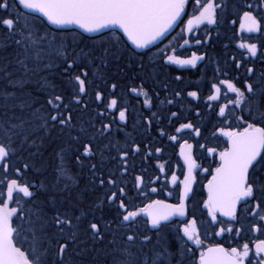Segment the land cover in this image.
<instances>
[{"label": "flooded vegetation", "instance_id": "flooded-vegetation-1", "mask_svg": "<svg viewBox=\"0 0 264 264\" xmlns=\"http://www.w3.org/2000/svg\"><path fill=\"white\" fill-rule=\"evenodd\" d=\"M206 2L207 0H200V4H196L195 0H188L184 13L172 33L142 51L153 52L160 49L164 56L161 55L162 58L156 61L170 62L180 72L178 78L182 87L175 91L180 111L176 107L177 114L170 119L174 131L167 138L171 145L152 143L148 137L145 139L147 143L144 151L136 153L133 147L126 165V183H121L118 147L121 143L133 144L136 139H121L118 136L121 127H129L128 121H119L118 110L106 109V99L99 100L98 119L88 123L98 128L100 134L103 132L105 135L108 131H103V125L111 124L110 129L114 130V136L103 137L101 134L92 140L112 144L113 153H95L94 146L93 155H79L75 164L79 168L80 176L75 179L73 175L72 181H65L70 191L81 193L80 204L68 201L67 217L73 220L74 227L65 226L64 235L60 234L59 226L55 225L52 219L57 213L50 212L53 243L51 253L45 257L48 264H56L58 260L55 256L56 240L62 241L69 233H75V240L69 243L64 257L65 264H121V254L128 257L129 264H199L200 253L208 247L221 246L229 250H242L245 243L251 249L245 264H262L264 253L257 255L255 245L259 240H264V220H261L264 211L257 209L255 205L259 200L261 208L264 209V196L257 192L255 200L248 198L247 203L242 201L239 204L235 217L227 218L216 213L215 220L205 202L208 199V182L215 174V169L221 165L220 153L230 147L229 138L220 130H242L246 127L245 121L264 126V27L260 32H248L240 27L245 11H253L257 18L264 16V0H215L217 22L193 23L191 31H188V21L200 14L201 6ZM248 5H252V8ZM169 40L173 41V49H169ZM242 43L256 44V55L253 56L247 48H242ZM193 53L203 57L195 65L178 64L168 59L169 56L190 59ZM225 80L232 81L242 91L246 90L248 84L252 85L253 91L246 93V104L231 103L236 99V94L221 83ZM213 85L221 87L217 100L209 99L215 92ZM191 92H196L197 96L189 95ZM115 99L118 101V108H127V118H131V108L125 103L130 101V98L122 97V103L118 97ZM139 99L142 100L141 96ZM225 104L228 107L221 115L220 108ZM241 116L243 120L240 119ZM189 123L193 125L192 128L177 131L182 124ZM173 136L176 139H171ZM185 141L192 146L191 155L197 165L193 171L194 185L185 201L186 214L177 215L155 227L151 224L150 217L143 213L134 221L122 222L125 210L118 207L119 200L115 203L108 200V195L113 191L119 195L118 187L125 189L126 195L120 196V199L124 200L128 211L144 208L153 201H164L168 204L180 202L184 192L183 182L188 175V165L181 155V146ZM0 142L6 140L0 137ZM17 154L14 156L12 153L3 162L8 165L7 168L3 163L0 164V203L7 202V184L10 180L16 179L21 184L25 183L21 180L22 166L19 165ZM93 164L96 165L95 169L92 168ZM94 173L97 177L102 175L106 179L109 174H114L111 178L117 180L118 187L107 183L100 185L99 179L93 178ZM173 176L177 177L175 183L172 182ZM137 177L143 178L142 184L137 183ZM255 178L264 180V166H257ZM43 183L42 180L28 183L34 193L32 197H26L19 191L13 194L10 208L18 209L13 217V227L17 229V235L22 229L19 222L24 217L23 201L36 198V212L39 209V195ZM58 213L64 217L62 211ZM76 217L80 219L76 220ZM193 219L202 241L200 245L189 240L183 231L185 225H189ZM90 223L100 226V237L93 235L89 228ZM257 226H261L262 231H256ZM221 228L225 231L221 232ZM128 236H133L134 240L129 241ZM145 236L149 239L145 240ZM16 239L18 246H21L17 236ZM153 242L157 246L160 245V248L153 250Z\"/></svg>", "mask_w": 264, "mask_h": 264}, {"label": "trees", "instance_id": "trees-1", "mask_svg": "<svg viewBox=\"0 0 264 264\" xmlns=\"http://www.w3.org/2000/svg\"><path fill=\"white\" fill-rule=\"evenodd\" d=\"M10 4L11 7L7 12L0 9V17L9 13H29L18 4V0H10ZM28 31L44 39L35 45L31 44V41H26L30 45L26 49L25 42L15 43L16 40L22 39L19 31L9 32L5 27L0 26V135L6 142L12 143L15 149L13 155L18 153L23 182H33L30 178L31 172L34 171V166H38L49 176L47 184L45 183L46 187L51 181L57 184V180L61 184L62 191L65 189V181L68 180L61 175L59 169H66L69 175L77 179L80 175L75 163L79 155L84 153L86 145L91 144L92 148L95 146V153H113L112 144L107 141L92 140L101 136L99 129L88 123L96 122L98 119L100 102L95 98L97 91L103 90L107 103L115 97L120 100L122 97L130 98V101L125 102L132 111L131 118H127L129 127H121L118 136L121 139L135 138L136 142L121 143L118 147L121 183H126L127 179L126 174H122L124 162L120 158L121 153L130 154L136 144H139L141 151H144L143 148L147 143L145 139L148 137L152 143L171 145L167 140L174 131L170 119L173 113L177 114V110L180 111L175 99V91H178L182 84L178 78L180 72L175 65L156 61L162 58L163 52L161 54L160 49L153 52H137L118 30L88 35L73 27H56L44 17L35 14H31L29 26L25 28V32ZM61 44L67 52V59L59 54ZM173 48V41L169 40V49ZM37 52L40 53L39 58L36 56ZM73 59L75 64L68 68V64ZM81 71L88 72L90 86L87 94L80 95L81 102H77L73 98L75 96L73 77ZM113 83L117 84L116 89L111 88ZM132 88L140 91L132 92ZM143 91L148 92L151 105L144 103ZM53 95L62 96L64 103L69 105L68 109L61 108V111L71 112L73 119L70 126L60 125L57 121L49 119L50 115L56 114L55 109L47 102ZM140 96L142 100L139 99ZM107 131L108 134L104 133L103 137L114 136L112 132L114 130ZM128 160L129 156L127 162ZM55 163L57 172L54 174L48 172L50 168L48 165L51 164L53 167ZM25 164L28 165L27 168H24ZM73 169L76 170L75 173L70 172ZM39 196L38 207L40 204L39 208L50 217L47 205L50 196L42 192ZM79 197L75 201L66 199L77 205L80 204ZM36 200L33 198L23 201L24 220L34 213ZM43 204H45L44 208ZM68 210L67 208V211H62L66 213L62 216H68ZM21 224V233L17 238L20 245L26 249L31 234L27 226ZM51 227L50 223L46 225L50 237ZM122 246L121 243V248ZM157 247L160 248V245L157 246L153 242L152 249ZM154 254L153 252L152 255ZM121 264H129L128 257L122 254Z\"/></svg>", "mask_w": 264, "mask_h": 264}, {"label": "snow or ice", "instance_id": "snow-or-ice-1", "mask_svg": "<svg viewBox=\"0 0 264 264\" xmlns=\"http://www.w3.org/2000/svg\"><path fill=\"white\" fill-rule=\"evenodd\" d=\"M188 0H18V4L24 9L31 10L34 13L42 14L49 22L55 25L77 24L86 32H100L101 29L109 26H118L123 30L124 34L131 40L137 48H147L154 41L164 36L180 19L184 13ZM196 4H200V0H195ZM11 7L10 0H0V9L7 10ZM251 9L252 5H248ZM202 10L198 16H194L188 21V31H191L193 23L199 24L207 21L210 24H215L217 5L215 0H207L201 6ZM31 13H9L0 17V26L5 27L9 32L19 31L22 39L16 40V44L24 43L27 49L30 45L26 41H31V44H38L44 37H37L32 31L25 32V28L29 26ZM23 22V24H22ZM241 30L248 32H260L264 27V16L257 18L253 11H245L243 13ZM46 35V34H45ZM199 43V41H197ZM242 48H247L251 55H256V44H241ZM59 54L67 59V52L64 51V45L59 46ZM107 54V49H105ZM39 58L40 53H36ZM203 57L193 53L190 59H180L175 56H169V61L178 64L195 65L196 62ZM106 63V61H105ZM75 64V59L68 64L71 68ZM25 67L27 65L25 64ZM239 67V65H237ZM251 71V69H249ZM8 75H11L8 73ZM75 81V96L77 102L80 101L81 94H87V89L90 86L88 80V72L81 71L73 77ZM228 90L236 94V99L231 101L232 104H246V93L253 91L252 85L248 84L245 91L238 88L232 81L225 80L221 82ZM112 89L117 88V84H111ZM215 92L209 97L210 100H217L220 96V85H213ZM132 92H138L137 88H132ZM145 97L144 103L151 105V99L147 91L142 93ZM191 96H197L196 92L189 93ZM97 100H103V93L97 91L95 93ZM48 104L52 105L56 114L50 115L51 121H57L60 125H71L73 119L71 112H63L61 108L68 109L69 105L64 103V99L60 95H53L49 99ZM228 107L225 104L220 108V114L223 115ZM106 109H117L119 121L127 120V108H118L117 99L109 100ZM251 107L249 105V112ZM155 115V114H153ZM173 116L176 113L172 114ZM243 120V117H240ZM47 123V122H46ZM151 123V121H149ZM246 127L242 130L221 129L220 131L229 138L230 147L220 153L221 165L215 169V174L208 182V199L205 206L212 214V218L216 219V213L221 212L225 216L235 217L237 206L243 200L247 203L248 198L256 199L257 192L264 196V180L255 178L257 166H264V126H258L256 123L244 122ZM192 124H182L177 131L185 128H192ZM111 128V124L103 125V131ZM10 131V129H9ZM103 134V132L101 133ZM197 134H199L197 130ZM77 139H79L77 137ZM171 139H176L175 136ZM191 145L184 142L181 146V155L188 165V175L184 179V192L178 204H168L164 201H153L144 208H139L135 211H128L127 206L120 196L126 195L125 189L118 187L117 180L111 178L114 174H109L106 179L104 176L97 177L94 173L93 178L99 179L100 185L107 183L110 186L118 187L119 195L116 191L108 195V200L115 203L119 200L118 207L125 210L122 214V222L134 221L136 217L142 213L150 217L151 224L155 227L161 224L162 221L168 220L175 215L183 216L186 214L187 207L185 201L191 191V184L195 177L194 169L197 167L195 160L191 155ZM139 144L134 146L136 153L140 152ZM15 151L10 141L0 142V163L6 161L7 158ZM159 151V149H157ZM214 151V150H210ZM92 145L88 144L84 147V155H93ZM129 153H121L123 160V173H127V157ZM61 160L63 157L61 156ZM5 168L8 167L3 163ZM28 165L25 164L24 168ZM95 169L96 165L93 164ZM19 172V169L16 170ZM61 175L65 176L68 181H72L73 177L68 174L66 169H59ZM177 177H172V182L175 183ZM138 184L143 183L142 177L136 178ZM43 186V185H42ZM65 187H68L65 184ZM19 191L26 197H32L34 193L30 190L28 183L21 184L18 180L12 179L7 184V201L13 200V193ZM155 191V189H153ZM255 207L261 208V201H257ZM18 209L10 208L7 202L0 203V264H48L45 257L52 251L51 245L53 237H50L46 229V221L40 215L39 210L36 213V220L31 221V237L28 247L25 249L23 245L17 244V229L13 227V217L16 216ZM55 225L59 226L60 234L64 235V227H74L73 220L67 216L61 217L57 213L53 218ZM80 217H76L79 220ZM264 220V216H261ZM90 230L95 237L101 236L100 226L97 223L89 224ZM231 231V229H228ZM184 234L189 240L194 241L197 245L202 244L199 238V232L196 228V221L193 219L189 225H185ZM221 232L225 229L221 228ZM256 231H262L261 226L256 227ZM129 241L134 240L133 236H128ZM145 240L149 237L145 236ZM75 240V233L65 235L64 239L56 240L55 256L58 258L56 264H65L64 257L68 250L69 243ZM47 245V246H46ZM126 251V250H125ZM250 247L247 243L242 246V250L238 248L225 249L221 246L208 247L206 251L200 253L199 264H245V260L249 257ZM256 254L264 253V240H259L255 245ZM164 253H160L163 255ZM250 264V262H249ZM264 264V260H262Z\"/></svg>", "mask_w": 264, "mask_h": 264}, {"label": "bare ground", "instance_id": "bare-ground-1", "mask_svg": "<svg viewBox=\"0 0 264 264\" xmlns=\"http://www.w3.org/2000/svg\"><path fill=\"white\" fill-rule=\"evenodd\" d=\"M1 136V135H0ZM2 139H5L4 137L1 136ZM57 154H59L57 152ZM50 168L48 169V172H52L53 174L55 172H57L56 170V163L54 164V166L52 167L51 164L48 165ZM52 167V169H51ZM71 173H75L76 170L73 169L70 171ZM31 181H38V180H43L44 179V176L39 172L38 169L35 170L34 168V171L31 172ZM47 188L49 189H54L55 191L53 192V194L50 195V198H51V202L54 203V206H53V210H51L50 208L48 209L49 212H52L54 211L55 213H58V212H61V211H67V208L65 206L69 205L68 203V200L70 201H75L78 199V197L80 196V193L79 191L78 192H73V191H70L67 187L65 189L62 190V192L59 191L58 189V185L56 183H48V186ZM49 189L47 192H49ZM58 191V192H57ZM52 193V192H50ZM54 196V197H52ZM64 197L63 199V204L61 203V201L59 200L60 197ZM49 197V196H48ZM49 198V199H50ZM68 200H67V199ZM63 214H66V213H63Z\"/></svg>", "mask_w": 264, "mask_h": 264}, {"label": "water", "instance_id": "water-1", "mask_svg": "<svg viewBox=\"0 0 264 264\" xmlns=\"http://www.w3.org/2000/svg\"><path fill=\"white\" fill-rule=\"evenodd\" d=\"M26 11H28L29 13H32V14H36V15H40V16H42V14H39V13H34V12H32L31 10H28V9H25ZM45 18V17H44ZM181 18V17H180ZM180 20V19H179ZM179 20L177 21V23L171 28V29H169V31L168 32H166L165 34H164V36H162V37H160L158 40H156V41H154L152 44H150L147 48H137L134 44H132V42H131V40H129L128 39V37L124 34V32H123V30L122 29H120L118 26H109V27H107V28H104V29H101L100 30V32H92V33H89V32H86L83 28H81L79 25H77V24H66V25H55V24H53V25H55V26H57V27H74V28H77L80 32H82V33H84V34H89V35H97V34H101V33H104V32H106L107 30H109V29H111V28H116V29H118L119 31H121L123 34H124V36L127 38V40L130 42V44L137 50V51H143V50H146V49H149L150 47H152L153 45H155L156 43H158L159 41H161L164 37H166V36H168L169 34H171L172 33V31L175 29V27L177 26V24H178V22H179ZM51 23V22H50ZM52 24V23H51ZM230 146V145H229ZM1 164V163H0ZM194 175V174H193ZM194 181H195V179H194ZM194 181H193V183L191 184V190H192V187H193V185H194ZM30 190H31V188H30ZM32 191V190H31ZM16 192H18V191H16ZM191 192V191H190ZM190 192H189V194H190ZM15 193V192H14ZM13 193V194H14ZM188 194V195H189ZM13 201V200H12ZM12 201L11 202H8L7 201V203H8V206L10 207V204L12 203ZM243 201V200H242ZM241 201V202H242ZM240 202V203H241ZM239 206V205H238ZM238 206H237V210H238ZM217 214H219V215H222V216H224V217H229V216H225V215H223L221 212H217ZM146 215V214H145ZM175 216H177V215H175ZM175 216H172V217H170L168 220H166V221H162V222H167V221H169V220H171L173 217H175ZM212 247H215V246H212ZM207 250V249H206ZM205 250V251H206Z\"/></svg>", "mask_w": 264, "mask_h": 264}, {"label": "rangeland", "instance_id": "rangeland-1", "mask_svg": "<svg viewBox=\"0 0 264 264\" xmlns=\"http://www.w3.org/2000/svg\"><path fill=\"white\" fill-rule=\"evenodd\" d=\"M33 168H35V170L36 169H38L39 170V172L42 174V175H44V178H46V179H44V180H42V182H44L43 183V186L41 187V192L42 193H47L49 196L51 195V193L50 192H54L55 190L54 189H49V188H47L46 186H45V183L47 184V179L49 178V176L47 175V173H46V171H44V170H42L41 168H39L38 166L36 167V166H34ZM51 179H52V177H51ZM46 180V181H45ZM55 181V180H54ZM52 182V181H51ZM56 182H57V185H58V181L56 180ZM48 183H50V182H48ZM60 187V188H59ZM48 189H49V192H47L48 191ZM58 189H59V191L60 192H62L60 189H61V184L59 183V185H58ZM58 192V191H57ZM63 199H64V197H60L59 198V200L61 201V203L63 204ZM44 205L45 204H43L42 206H43V208H44ZM47 205H48V207L51 209V210H53V206H54V203L53 202H51V198L47 201ZM68 206V205H67ZM39 207H41L40 206V204H39ZM39 210V213H40V215H42L43 216V218H44V220L47 222L46 223V225L48 226V224H49V216L47 217V213L46 212H44L43 210H41L40 208L38 209ZM38 210H36V212H34L35 213V215H34V213L32 214H30V216L29 217H27V219H25L24 220V218L21 220L20 219V222H19V224H21V221H22V223L23 224H25L26 226H27V229L28 230H30V228H31V221H35L36 220V213H37V211ZM46 211V210H45ZM48 214L51 216L52 215V213H50L49 211H48ZM30 234H31V232H30Z\"/></svg>", "mask_w": 264, "mask_h": 264}]
</instances>
